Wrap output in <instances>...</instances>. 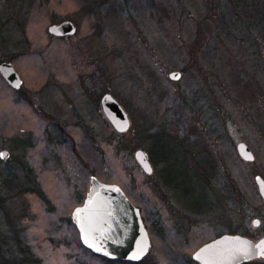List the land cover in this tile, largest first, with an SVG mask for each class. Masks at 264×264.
I'll return each mask as SVG.
<instances>
[{"label": "rangeland", "instance_id": "rangeland-1", "mask_svg": "<svg viewBox=\"0 0 264 264\" xmlns=\"http://www.w3.org/2000/svg\"><path fill=\"white\" fill-rule=\"evenodd\" d=\"M114 1L124 12L106 18L109 6L96 14L85 10V0H49L28 15L25 34L14 25L1 28L0 64L13 63L23 85L13 89L0 73V154L28 162L50 200L45 205L34 194L17 200L26 211L25 243L42 264H104L83 246L72 221L94 176L119 185L141 210L151 263L197 264L190 260L201 246L229 233L210 217L179 235L170 210L180 207L160 184L188 207L214 199L204 182L210 171L213 189L227 197L228 208L234 206L230 192L245 196L248 204L235 226L259 240L264 201L255 177L264 179V139L255 118L264 110V74L253 62L264 52L260 32L235 24L226 1L212 12L210 0ZM66 21L77 27L74 36L49 33ZM173 72L182 74L180 81L170 80ZM108 93L128 114L131 128L135 119L133 133L118 134L106 118L101 100ZM143 120L156 125L154 132L161 128L187 139L179 144L163 135L146 143L159 161H150L151 176L134 156L142 149L134 139ZM121 136L130 146L120 143ZM13 138L26 146L16 148ZM240 143L252 150L254 163L239 157ZM255 219L259 228L252 225Z\"/></svg>", "mask_w": 264, "mask_h": 264}, {"label": "trees", "instance_id": "trees-1", "mask_svg": "<svg viewBox=\"0 0 264 264\" xmlns=\"http://www.w3.org/2000/svg\"><path fill=\"white\" fill-rule=\"evenodd\" d=\"M48 1L49 0H5L1 9L4 19H2L0 15V31L1 28L3 29V27L7 24V26L14 25L20 27L22 33L25 34V24L27 22L28 15H30L35 9H40L46 6ZM85 1L87 3L85 4V10L89 13L94 12L96 14H100L102 13L103 7L109 6L110 9L106 13V18L107 16L110 17L113 12H117V10L120 14L124 12V8L117 4V1L114 0ZM223 1H226L227 5L231 9L232 17L235 19V24L240 21L244 26L249 28L255 27V29H257L256 33L260 32L261 37L264 39V0H210L211 7H213L210 12L215 10L223 3ZM103 18L105 19V16L102 15V19ZM199 35H201V31H199ZM198 43H201L200 36H198ZM253 66L255 69L260 68L259 70H261L264 74V52L263 55L257 54L254 59ZM251 83L252 82L250 81L248 87H250ZM256 115L255 120L259 121V123H257L255 128L258 129L257 131H259L262 139H264V110H260L256 113ZM132 119L133 127L130 129L131 132L132 130L134 131L136 125L134 124V122L136 123L135 119L133 117ZM145 121L146 120H143L140 130L137 132V137L135 138V136H132V139L135 138L134 140H139V147L144 149L154 166L158 165L159 161L154 160L153 156L155 155V151L152 147L146 146V143H148V145L152 144L163 135L172 137L177 140L179 144L187 142L185 137L177 139L174 135H170V133L162 130L161 128L154 132L156 125L147 124ZM258 127H261V129ZM123 137L124 136L119 137L122 138L120 139L122 141L120 143L124 146H130L127 145L125 141L126 138ZM13 139L16 140V138ZM19 140L20 141L17 139L13 146L16 148L26 146L24 140ZM23 156L25 155H21V158ZM161 162L164 163V161ZM165 169L166 168L164 166L162 172L165 171ZM205 176L204 182H206V185L212 190L214 199L201 203L195 202L196 204H192L188 207L181 205V197L176 195L171 197L170 193L166 192V189L162 187V184H160L162 191H164L169 199L180 207V209L177 208L170 210L173 214L174 220L176 221L177 233L185 237L193 228V222H196L198 219L207 220V218L211 217L214 218V220L209 219L210 221L217 222L222 229L225 228L229 234H241L252 238V235L247 229L242 226H235L237 224V219H240L241 217L242 208H244V206L246 207L248 204L245 196L238 190L230 192L234 196L231 198L234 201V206H229L228 208L226 203L227 197L219 193L218 190L213 189L212 179L214 177V173L210 171L205 174ZM232 189L234 190L235 188ZM183 192L185 196H189L192 193L191 190L186 188H184ZM27 194H34L45 205H50V200L43 191L37 174L28 162H25L23 159L14 160L13 154L10 155V153L4 160L0 157V209L4 216V224L2 227L0 225V264H42L41 259L36 256L31 248L25 243L24 230L21 227L26 211L25 209H18L17 200ZM195 205H198L199 207L195 209ZM201 216L202 218H199ZM261 219L264 231V218L262 217ZM234 220L236 223H234ZM150 256L151 254H149L140 263L110 261L101 257H95L103 261L104 264H153L150 262ZM190 262L194 263L195 261L190 260ZM245 264H264V260H256Z\"/></svg>", "mask_w": 264, "mask_h": 264}, {"label": "water", "instance_id": "water-1", "mask_svg": "<svg viewBox=\"0 0 264 264\" xmlns=\"http://www.w3.org/2000/svg\"><path fill=\"white\" fill-rule=\"evenodd\" d=\"M49 33L54 37L74 36L77 27L73 22L66 21L51 26ZM0 73L13 89H21L23 80L13 63H1ZM174 75L179 78L174 79ZM181 77L180 72L169 75L174 82L180 81ZM101 106L114 130L118 134L128 133L131 128L130 118L113 95L105 94ZM237 152L244 162H255V155L247 144H238ZM1 154V159H5L8 152L3 151ZM134 156L147 176L154 174V168L144 150H137ZM255 183L264 201L263 177L257 175ZM72 221L83 246L97 257L110 261L140 263L151 251L152 241L142 212L119 185L102 183L96 177H91L86 200L75 209ZM252 225L259 228L260 219H255ZM192 258L197 264H245L264 260V235L255 241L239 234H225L201 246Z\"/></svg>", "mask_w": 264, "mask_h": 264}, {"label": "snow or ice", "instance_id": "snow-or-ice-1", "mask_svg": "<svg viewBox=\"0 0 264 264\" xmlns=\"http://www.w3.org/2000/svg\"><path fill=\"white\" fill-rule=\"evenodd\" d=\"M173 78H174V79H178L179 77L176 76V75H174ZM0 155H3V154H0Z\"/></svg>", "mask_w": 264, "mask_h": 264}]
</instances>
